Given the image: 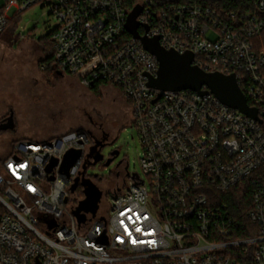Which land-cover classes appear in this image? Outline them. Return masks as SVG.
Listing matches in <instances>:
<instances>
[{"label": "built area", "instance_id": "2783aa9c", "mask_svg": "<svg viewBox=\"0 0 264 264\" xmlns=\"http://www.w3.org/2000/svg\"><path fill=\"white\" fill-rule=\"evenodd\" d=\"M36 6L57 20L62 72L87 88L114 86L129 103L142 175L127 172L108 208L103 197L80 223L69 203L77 180L89 179V134L17 141L0 164V264H264V54L252 45L264 30V0L243 1L242 13L205 0H0V33ZM137 7L142 36L192 53L206 72L235 75L261 122L212 93L151 88L159 62L126 28ZM72 149L84 155L67 176L61 164ZM247 187L256 229L245 226L249 235L238 238L219 195Z\"/></svg>", "mask_w": 264, "mask_h": 264}, {"label": "rangeland", "instance_id": "374dc122", "mask_svg": "<svg viewBox=\"0 0 264 264\" xmlns=\"http://www.w3.org/2000/svg\"><path fill=\"white\" fill-rule=\"evenodd\" d=\"M56 26L49 9L36 6L21 14L15 33L12 27L0 33V123L11 112L15 121L14 130L0 132V164L15 141H48L51 136L83 130L91 140L93 164L87 175L104 193L118 181H128L127 172L142 175L139 160L143 149L132 125V109L114 86H104L96 94L77 77L47 78L41 72L39 61L44 56L37 42ZM99 151L102 159L96 162ZM85 161H89L87 156ZM123 161L128 163L127 172L119 168ZM113 194L103 198V209L108 208ZM85 198L83 193L74 194L69 205L76 209Z\"/></svg>", "mask_w": 264, "mask_h": 264}, {"label": "water", "instance_id": "95a60500", "mask_svg": "<svg viewBox=\"0 0 264 264\" xmlns=\"http://www.w3.org/2000/svg\"><path fill=\"white\" fill-rule=\"evenodd\" d=\"M142 12L141 7L135 8L129 15L126 28L130 35L135 39L140 40L143 47L152 55H154L159 62V71L157 77H149L148 85L151 88L161 91H184L191 90L198 94L212 93L223 104L230 108L236 109L241 113L247 115L261 122L258 110L249 105L245 94L240 89L235 75H224L219 72H206L193 64V54L188 52L179 54L173 50H166L158 38H149L146 35L142 36L139 31L138 17ZM146 31L149 27H145ZM203 88H207L204 90ZM2 131H10L15 129L14 114H11L0 125ZM112 153V156L117 155ZM82 150H69L61 164V172L70 175L72 167L83 157ZM91 155H88L89 161L86 162L84 170L93 164L91 162ZM102 156L99 151L96 156V162L101 161ZM113 159H110L107 164H111ZM59 161L53 159L47 168L51 172ZM95 164V163H94ZM84 187L85 200L80 201L78 208L74 209L73 214L78 221L84 222L86 220V213H91L95 216L99 210V204L103 198V192L99 190L91 180L85 179L82 183ZM79 186V181L72 187L71 192L75 193Z\"/></svg>", "mask_w": 264, "mask_h": 264}, {"label": "trees", "instance_id": "16d2710c", "mask_svg": "<svg viewBox=\"0 0 264 264\" xmlns=\"http://www.w3.org/2000/svg\"><path fill=\"white\" fill-rule=\"evenodd\" d=\"M205 1L211 2L213 4H220L223 8H226V9L238 12V13H242L244 10H248V8L243 7V1L245 0H205ZM21 14L16 15L9 23L8 27L9 28L12 27L14 33L18 29ZM263 16H264V13H263ZM126 36L129 38L131 37L129 34H126ZM37 43L40 45L42 52H43V56H44L39 61V67L41 69V72L47 78H55L62 74H65L64 72H62V70L57 66L55 62V49H54V43L52 41V33H50L44 38H41L40 40H38ZM252 45H253V50L257 54H264V30L260 36L252 40ZM104 86H109V84L102 83V82L94 83L93 85L88 87V89H90L91 91H94L96 94H99L100 89ZM80 131H83V130H80ZM0 132H3V131L0 129ZM16 142L17 141L13 143V146ZM11 154L12 152L10 153V155ZM9 156H7L6 158H8ZM80 193L84 194V191L81 189L80 186H78L74 194H80ZM219 197L222 202H225L229 205L233 216L236 217L237 219V224H238L237 237L238 238L249 235V233L247 234L244 232L245 226L250 227L253 230V232L255 231L256 228H254V226L248 221L246 217V211H248V209L250 208V204H251L250 187L237 188L228 193L220 194ZM77 198H79V196Z\"/></svg>", "mask_w": 264, "mask_h": 264}, {"label": "flooded vegetation", "instance_id": "af4514ba", "mask_svg": "<svg viewBox=\"0 0 264 264\" xmlns=\"http://www.w3.org/2000/svg\"><path fill=\"white\" fill-rule=\"evenodd\" d=\"M11 114V113H10ZM9 114V115H10ZM8 115V116H9ZM7 116V117H8ZM6 117V118H7ZM5 118V119H6ZM4 119V120H5ZM3 120V121H4ZM3 121L0 123V125L3 123ZM88 155H91V153L90 152H88L87 154H86V156H88ZM111 157V156H110ZM115 156H112L111 158L113 159ZM110 158V159H111ZM119 168L120 169H122V170H124V171H128V163L127 164H125V162L123 161V162H121L120 163V165H119ZM124 185H125V181H123V182H120V181H118L112 188H110L109 190H107L106 192H104L103 193V197H105L106 198V196L107 195H109L110 193H117V192H121V191H123L124 190ZM80 187H81V189L84 191V187H83V185L81 184V185H79Z\"/></svg>", "mask_w": 264, "mask_h": 264}, {"label": "crops", "instance_id": "0c3cea01", "mask_svg": "<svg viewBox=\"0 0 264 264\" xmlns=\"http://www.w3.org/2000/svg\"><path fill=\"white\" fill-rule=\"evenodd\" d=\"M59 136V135H58ZM58 136H51L49 139H52V138H56V137H58ZM42 140H48V139H42Z\"/></svg>", "mask_w": 264, "mask_h": 264}]
</instances>
